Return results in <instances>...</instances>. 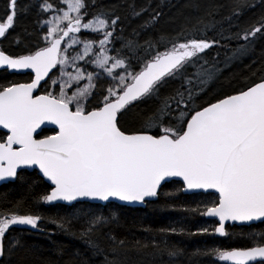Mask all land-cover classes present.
I'll return each instance as SVG.
<instances>
[{
	"label": "trees",
	"instance_id": "trees-1",
	"mask_svg": "<svg viewBox=\"0 0 264 264\" xmlns=\"http://www.w3.org/2000/svg\"><path fill=\"white\" fill-rule=\"evenodd\" d=\"M60 0H0V49L13 57L46 45L43 21ZM82 23L102 19L101 30H81L77 38L92 49L77 66L94 71L101 53L117 67L109 77L95 75L82 111L115 98L112 77L137 74L168 50L185 52L176 65L155 78L145 94L117 113L126 133L176 136L198 108L239 92L264 78V0H81ZM55 70L39 92L50 87ZM30 74L0 69V90L27 82ZM129 78V79H130ZM111 86V87H109ZM123 87H118L119 93ZM73 108V107H72ZM55 133L44 128L37 137ZM0 131V142L5 139ZM50 186L35 170H20L0 185V223L15 216L36 219L32 229L6 227L0 264H228L225 254L264 244V221L226 225L204 212L216 205L212 193H182V183L165 182L145 206L87 201L49 204ZM252 264H264L256 262Z\"/></svg>",
	"mask_w": 264,
	"mask_h": 264
},
{
	"label": "water",
	"instance_id": "water-1",
	"mask_svg": "<svg viewBox=\"0 0 264 264\" xmlns=\"http://www.w3.org/2000/svg\"><path fill=\"white\" fill-rule=\"evenodd\" d=\"M6 26L0 25V33ZM65 36L31 55L13 57L0 49V69L30 74L0 90V185L20 170H35L50 186L49 204L115 202L143 207L171 180L182 193H212L217 204L204 212L215 220V233L226 225L264 221V78L239 92L194 111L182 132L126 133L117 113L143 94L153 80L190 51H167L149 61L121 93L89 111H75L51 95L39 93L58 60ZM44 128L55 133L37 137ZM6 227L32 229L29 217L0 224V257ZM228 264L264 262V244L226 252Z\"/></svg>",
	"mask_w": 264,
	"mask_h": 264
},
{
	"label": "rangeland",
	"instance_id": "rangeland-1",
	"mask_svg": "<svg viewBox=\"0 0 264 264\" xmlns=\"http://www.w3.org/2000/svg\"><path fill=\"white\" fill-rule=\"evenodd\" d=\"M60 1L62 2V7L59 8H53L49 4L44 5L46 9L52 12L42 23L45 29L44 40L46 41V46L66 31L65 37L60 44L58 60L55 64V74L50 79V87L57 85V92L53 96L68 103L73 109L82 111L81 104L93 86L92 79L94 76L99 74L109 77L111 70L118 65L108 61L107 53L98 55L93 64L94 71L84 66L76 65V62L81 61L92 49L91 43L78 40V32L83 29L92 31L101 30L104 23L100 18L93 19L88 23H82L80 16L81 0ZM69 27L71 30L67 31ZM129 78L128 74L123 73L117 77H112L114 87L110 89V93H113L115 97L118 96L116 92L117 88L121 86L124 88L133 77Z\"/></svg>",
	"mask_w": 264,
	"mask_h": 264
}]
</instances>
